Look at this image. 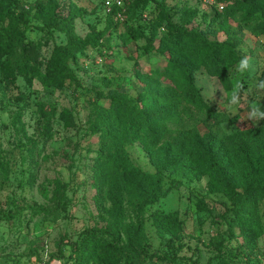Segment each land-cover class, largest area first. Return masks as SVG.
Listing matches in <instances>:
<instances>
[{
  "label": "rangeland",
  "instance_id": "374dc122",
  "mask_svg": "<svg viewBox=\"0 0 264 264\" xmlns=\"http://www.w3.org/2000/svg\"><path fill=\"white\" fill-rule=\"evenodd\" d=\"M105 1L18 0V10L31 15L25 38L36 54L25 68L20 43L7 37L6 22L0 20L3 60L14 78L13 85L4 83L0 71V161L5 166L0 169V264H165L173 257L179 264H264V196L244 209L233 208L216 182L225 175L242 192L244 173L236 160L241 153L250 160L244 163H259L264 173V143L228 146L225 141L240 130L264 128V87L257 84L264 68L262 19L237 13L211 20L221 11L215 4L157 0L169 9L172 23L191 21L189 27L209 41H229L245 64L229 92L216 77L198 70L194 85L220 120L186 106L161 124L159 130L169 131L163 143L147 150L127 139L128 111H118L95 92L118 101L144 91L159 97L162 88H174L160 72L166 64L157 50L163 34L146 29L138 11H125L113 20L116 30L96 42L92 28L103 31L110 12ZM50 18L58 28L44 33L40 29ZM126 25L138 31L137 38L129 37ZM59 45L75 49L69 68L79 85L67 80L55 89L42 83L46 62ZM183 131L194 133L192 143L213 163L196 162L187 172L180 168L171 146ZM123 162L146 176L138 196L124 190ZM159 175L166 196L145 204L143 192ZM169 214L177 215L179 231L159 227L153 219ZM245 221L258 234L253 252L244 239L247 228H241ZM92 228L115 235V259L102 243L78 256L68 246Z\"/></svg>",
  "mask_w": 264,
  "mask_h": 264
},
{
  "label": "trees",
  "instance_id": "16d2710c",
  "mask_svg": "<svg viewBox=\"0 0 264 264\" xmlns=\"http://www.w3.org/2000/svg\"><path fill=\"white\" fill-rule=\"evenodd\" d=\"M17 5L18 0H0V20L6 22L7 37L20 43L23 68H25L31 61H35L36 54L32 43L26 41L25 38V33L30 27L29 19L31 15L28 12L18 10ZM219 5L222 6V10L220 12L215 11L210 17L211 20L229 17L237 13H242L245 19L258 16L262 19L259 33L264 36V0H215V7ZM123 7L124 12L138 11L141 17L146 15V29L151 30L154 27L162 32L163 35L157 50L164 57L166 64L160 72L174 85V88H162V95L159 97L144 91L135 98H125L118 101H115L109 95L104 96L99 92H95L97 98H109L118 111L121 108L128 111L127 139L142 144L147 150L157 147L163 143L167 134H169L167 129L159 130L161 124L175 118L186 106L205 114L208 120H220L221 115L214 113L203 101L199 90L194 85V80L197 71L202 69L208 76L216 77L225 91L233 90L236 85L235 82L239 79L240 67L245 64L244 58L238 55L233 45L229 41H209L199 29L189 27L191 21L187 23V26L172 23L168 13L169 9L157 0H125ZM118 13H121V9L113 6L105 20V29L95 32V29L92 28L96 42L101 41L108 31L112 33L116 30L118 24L113 20ZM48 22L45 27L40 29L44 33H48L52 27L58 28L51 18ZM126 29L130 38H137L138 31L134 27L126 25ZM4 40L5 36L0 33V71L4 83L13 85L12 70L8 62L3 60L2 44ZM74 50L69 45H59L53 48L50 58L46 62L44 74L41 77V81L45 86L61 89L67 80L79 85L77 78L69 68ZM257 84L264 87V68L257 78ZM162 106H168V108L163 109ZM178 136L176 144L174 143L171 148L176 151L180 168L187 172L196 162L204 166L213 163L212 157L202 147L198 148L197 145L192 143L191 139L194 137L192 131H183ZM225 141H228V146L237 143L240 146L257 145L258 142L264 143V128L243 129L225 139ZM202 159L207 162H202ZM244 159V153L243 156L241 153V158L237 156L236 159L244 173V183L240 186L241 193L236 192L235 184L227 176L220 175L216 178L220 191L227 195L233 208L239 209H244L245 204L252 202L257 196H264V173L261 171L263 166H259V163L256 162L253 165L246 164ZM247 161L250 160L245 159V162ZM0 169L5 170V166L1 161ZM120 175L126 193L138 196L141 192V184L146 176L129 162L121 164ZM248 179H251L250 182L245 183ZM172 181L176 183V179H172ZM162 183L163 178L159 175L155 185L149 188L148 191L143 192L142 198L145 204L152 205L166 196V192L161 190ZM197 208L204 209L202 201L197 202ZM153 219L159 227L172 228L176 231L181 229V222L176 214L154 215ZM245 227L247 231L244 230V239L253 252L258 234L256 236V228L251 221L243 222L241 228ZM106 238L108 240H104ZM100 243L106 246L110 258L115 259V253L118 250L117 239L109 231L95 228L83 231L79 240L69 243L68 246L78 256L79 254L93 252ZM171 244L173 246L172 242ZM236 252L241 251L237 249ZM177 261L173 257L165 264H179ZM187 264H197V261H188Z\"/></svg>",
  "mask_w": 264,
  "mask_h": 264
},
{
  "label": "built area",
  "instance_id": "2783aa9c",
  "mask_svg": "<svg viewBox=\"0 0 264 264\" xmlns=\"http://www.w3.org/2000/svg\"><path fill=\"white\" fill-rule=\"evenodd\" d=\"M185 2H188L190 0H182ZM205 5H209V6H213L215 4V0H201ZM115 6L117 8L121 9V13H118L115 17V19H120L122 13H124V9L123 8V4H122V0H106L104 3V8L107 9V11H110V9ZM220 9L222 10V6L219 5ZM144 18H146V15L143 16ZM59 264V263H57Z\"/></svg>",
  "mask_w": 264,
  "mask_h": 264
}]
</instances>
